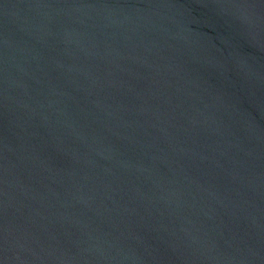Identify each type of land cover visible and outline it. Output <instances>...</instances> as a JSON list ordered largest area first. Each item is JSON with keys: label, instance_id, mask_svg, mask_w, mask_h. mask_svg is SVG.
I'll use <instances>...</instances> for the list:
<instances>
[{"label": "water", "instance_id": "water-1", "mask_svg": "<svg viewBox=\"0 0 264 264\" xmlns=\"http://www.w3.org/2000/svg\"><path fill=\"white\" fill-rule=\"evenodd\" d=\"M0 264H264V0H0Z\"/></svg>", "mask_w": 264, "mask_h": 264}]
</instances>
